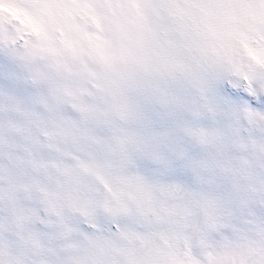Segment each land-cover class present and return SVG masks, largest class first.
Returning <instances> with one entry per match:
<instances>
[{"label": "snow or ice", "instance_id": "6c2138e0", "mask_svg": "<svg viewBox=\"0 0 264 264\" xmlns=\"http://www.w3.org/2000/svg\"><path fill=\"white\" fill-rule=\"evenodd\" d=\"M14 8L0 264H264V0Z\"/></svg>", "mask_w": 264, "mask_h": 264}, {"label": "bare ground", "instance_id": "6f19581e", "mask_svg": "<svg viewBox=\"0 0 264 264\" xmlns=\"http://www.w3.org/2000/svg\"><path fill=\"white\" fill-rule=\"evenodd\" d=\"M24 7H28V5H23ZM1 12H8V9H0ZM13 13V19H18L19 21H23L20 16H23V13L17 11L15 8L12 10ZM21 19V20H20Z\"/></svg>", "mask_w": 264, "mask_h": 264}, {"label": "rangeland", "instance_id": "374dc122", "mask_svg": "<svg viewBox=\"0 0 264 264\" xmlns=\"http://www.w3.org/2000/svg\"><path fill=\"white\" fill-rule=\"evenodd\" d=\"M28 7H30V5H28ZM0 13H6V12H1L0 11ZM7 14H8V16H10L13 19V17H12L13 16V13H12V11L11 12H7ZM20 17H21V19H23V21L22 22L20 21V23L27 24L29 22L28 21V18L26 16L23 15V16H20Z\"/></svg>", "mask_w": 264, "mask_h": 264}]
</instances>
